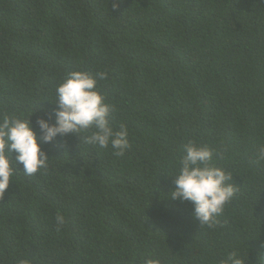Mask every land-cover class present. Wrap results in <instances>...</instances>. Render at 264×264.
Wrapping results in <instances>:
<instances>
[{
    "label": "trees",
    "instance_id": "trees-1",
    "mask_svg": "<svg viewBox=\"0 0 264 264\" xmlns=\"http://www.w3.org/2000/svg\"><path fill=\"white\" fill-rule=\"evenodd\" d=\"M77 70L107 73L97 87L131 147L69 134L42 144L47 170L13 165L0 264H221L233 250L264 264V0H0V119L51 113ZM189 141L221 152L239 188L214 229L169 199Z\"/></svg>",
    "mask_w": 264,
    "mask_h": 264
},
{
    "label": "clouds",
    "instance_id": "clouds-1",
    "mask_svg": "<svg viewBox=\"0 0 264 264\" xmlns=\"http://www.w3.org/2000/svg\"><path fill=\"white\" fill-rule=\"evenodd\" d=\"M115 6V5H114ZM107 78L106 72L95 75L87 71H72L56 88V107L51 113L36 119L39 137L34 129L31 116L6 114L0 119V196L9 188L16 172L13 165L21 164L27 176L49 167V154L42 144H51L57 136L69 134L83 139L84 143L114 150L116 156H123L131 147L129 129L121 123L118 130L112 126V117L117 110L114 104L106 102L105 95L98 89V81ZM53 115L55 121L53 122ZM13 153L15 156L13 157ZM222 153L207 145L189 141L184 146V155L178 162L174 177L175 189L170 191L171 200L189 202L193 206L192 215L201 226L214 229L219 217L236 193L238 186L233 183V174L214 163ZM256 161H264V144L256 150ZM57 231L66 224V217L57 212ZM18 264H31L21 259ZM145 264H160V260L148 259ZM221 264H244L238 251L233 250Z\"/></svg>",
    "mask_w": 264,
    "mask_h": 264
}]
</instances>
